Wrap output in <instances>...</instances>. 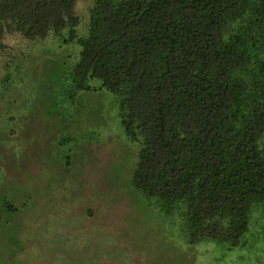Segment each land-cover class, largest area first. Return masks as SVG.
Segmentation results:
<instances>
[{
  "label": "trees",
  "instance_id": "1",
  "mask_svg": "<svg viewBox=\"0 0 264 264\" xmlns=\"http://www.w3.org/2000/svg\"><path fill=\"white\" fill-rule=\"evenodd\" d=\"M74 4L0 0V35L76 43L73 63L60 72L51 58L38 76L113 96L139 148L131 185L175 238L214 243L217 260L235 251L234 264L261 253L264 0H94L82 36Z\"/></svg>",
  "mask_w": 264,
  "mask_h": 264
},
{
  "label": "rangeland",
  "instance_id": "2",
  "mask_svg": "<svg viewBox=\"0 0 264 264\" xmlns=\"http://www.w3.org/2000/svg\"><path fill=\"white\" fill-rule=\"evenodd\" d=\"M93 5L75 0L79 36ZM79 50L59 36L0 35V264H234L235 251L217 260L214 243L175 238L131 185L139 148L113 96L95 82L71 96L59 78L38 76L51 58L63 71ZM250 262L264 264V249L236 264Z\"/></svg>",
  "mask_w": 264,
  "mask_h": 264
}]
</instances>
